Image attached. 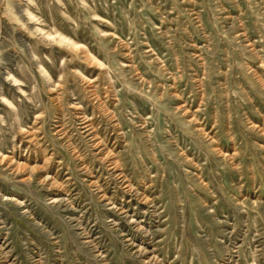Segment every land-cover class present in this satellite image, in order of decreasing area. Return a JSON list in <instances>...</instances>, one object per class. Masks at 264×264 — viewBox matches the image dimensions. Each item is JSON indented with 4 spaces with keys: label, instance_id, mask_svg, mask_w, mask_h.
<instances>
[{
    "label": "rangeland",
    "instance_id": "obj_1",
    "mask_svg": "<svg viewBox=\"0 0 264 264\" xmlns=\"http://www.w3.org/2000/svg\"><path fill=\"white\" fill-rule=\"evenodd\" d=\"M0 264H264V0H0Z\"/></svg>",
    "mask_w": 264,
    "mask_h": 264
}]
</instances>
